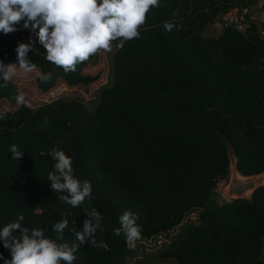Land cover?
Masks as SVG:
<instances>
[{"label":"trees","instance_id":"16d2710c","mask_svg":"<svg viewBox=\"0 0 264 264\" xmlns=\"http://www.w3.org/2000/svg\"><path fill=\"white\" fill-rule=\"evenodd\" d=\"M198 1L160 0L139 38L123 47L115 42L112 84L100 91L93 111L62 94L89 95L88 87L104 80L105 65L92 70L85 61L65 72L31 48L27 56L35 70L18 72L0 87V228L23 215L21 227H40L56 239L52 225L67 219L64 240L57 242L71 245V231L91 219L85 213L97 211L103 219L96 243L89 237L74 264H128L133 248L123 233L113 232L126 209L139 216L140 239H149L200 208L197 220L182 227L159 258L264 264V187L250 201L208 204L217 182L228 179L226 142L242 174L264 170V38L230 28L216 42L204 38L217 4L224 9L220 17L252 0H218L193 12ZM165 22L180 27L169 32ZM35 34L30 27L16 36L0 32V61L18 66L15 49ZM49 73L48 81L39 79ZM21 93L27 105L16 103ZM13 144L24 152L22 159H11ZM53 148L72 158L76 178L91 183V197L76 208L59 200L66 193L51 190ZM0 256V264L11 259L2 242Z\"/></svg>","mask_w":264,"mask_h":264},{"label":"clouds","instance_id":"9594fccd","mask_svg":"<svg viewBox=\"0 0 264 264\" xmlns=\"http://www.w3.org/2000/svg\"><path fill=\"white\" fill-rule=\"evenodd\" d=\"M159 3L160 0H0V32H15V26L23 21L25 29L31 27L36 32L38 42L46 50L45 59L65 72H72L79 63L97 53L111 51L113 42L118 41L119 47H123L126 41L139 38V29L145 24L147 13L151 8L159 7ZM163 27L171 32L180 26L165 22ZM30 50L28 44L18 45L15 49L18 66L0 61V81H3L0 87L7 86L18 72L30 74L35 70L36 65L27 56ZM50 76V73L40 75L39 79L46 82ZM15 100L19 105L28 104L23 93ZM8 151L13 160L23 158L24 152L16 144ZM49 155L55 162L53 171L48 173L51 190L66 193L59 196L60 201L73 208L80 206L92 195L91 183L76 178L72 158L64 151L53 148ZM85 214L91 219L84 220L80 231H71L74 233L71 245L57 242L64 240L67 219L52 225L57 234L56 239H52L40 227L31 230L21 227L25 217L19 215L15 221L0 228V242L11 256L10 260H4V264H74L76 251L89 237H92L90 244L96 243L94 234L103 219L97 211ZM138 219L136 213L126 209L119 217L120 227L113 229L117 236L123 233L129 248H134L141 237ZM17 230L18 237L13 235Z\"/></svg>","mask_w":264,"mask_h":264},{"label":"rangeland","instance_id":"374dc122","mask_svg":"<svg viewBox=\"0 0 264 264\" xmlns=\"http://www.w3.org/2000/svg\"><path fill=\"white\" fill-rule=\"evenodd\" d=\"M218 0H199L193 7V12H195L198 9L201 8H209L210 4L213 2H216ZM217 12L212 14L211 21L206 25V28L201 32V35L204 38H209L210 40H213L216 42V38L221 31L218 27H216L215 23L220 15V13L224 10L223 6L221 4H217ZM23 21H21L19 24H17L15 27L17 28V31L9 33L11 36H16L20 34L21 27H23ZM31 28V27H30ZM27 44L30 45V48L40 51L44 54H46V50L44 47L38 42L37 34L32 36L27 40ZM118 44L113 42L112 44V50L109 52L101 51L97 53L95 56L90 57L87 62L89 63L92 70H94V67H99L103 65L105 70H107L106 76L104 77V80L101 82H94L92 85L88 87L90 94L88 95L87 92L83 94V97L79 96L78 94H75L73 92L67 91L66 93H63L62 96L66 100H79L82 101L85 105V107L89 111H93L96 108L97 101L99 99L100 91L112 84V59L113 54L115 50L117 49ZM227 182V178H221L218 181V184H216L215 191L213 192L212 196L208 200L209 205L214 204H220L224 201H227L225 196L222 193V188L225 186ZM200 208H195L191 212L185 215L183 218L182 224L172 230L163 232L157 236H153L149 239H140L137 240L135 243V247L133 248V253L127 258L128 264L133 263H151V262H168L169 264H177L176 260L173 259H161L158 257V254L161 252V250L164 249V247L167 246L169 241L176 235L179 230L182 229L186 224H188L191 221H196L200 212ZM263 258H264V240H263Z\"/></svg>","mask_w":264,"mask_h":264},{"label":"built area","instance_id":"2783aa9c","mask_svg":"<svg viewBox=\"0 0 264 264\" xmlns=\"http://www.w3.org/2000/svg\"><path fill=\"white\" fill-rule=\"evenodd\" d=\"M215 25L220 30L230 28L245 35L264 38V0L232 6L221 14Z\"/></svg>","mask_w":264,"mask_h":264},{"label":"water","instance_id":"95a60500","mask_svg":"<svg viewBox=\"0 0 264 264\" xmlns=\"http://www.w3.org/2000/svg\"><path fill=\"white\" fill-rule=\"evenodd\" d=\"M227 144V156L229 161L228 179L225 186L222 188V193L227 201L232 199L251 200L254 192L264 187V170L255 174H242L237 168V158L234 150Z\"/></svg>","mask_w":264,"mask_h":264}]
</instances>
